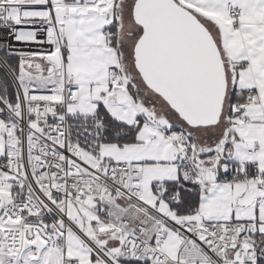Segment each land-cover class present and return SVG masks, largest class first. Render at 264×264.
Wrapping results in <instances>:
<instances>
[{
  "label": "snow or ice",
  "instance_id": "1",
  "mask_svg": "<svg viewBox=\"0 0 264 264\" xmlns=\"http://www.w3.org/2000/svg\"><path fill=\"white\" fill-rule=\"evenodd\" d=\"M0 264H264V0H0Z\"/></svg>",
  "mask_w": 264,
  "mask_h": 264
}]
</instances>
